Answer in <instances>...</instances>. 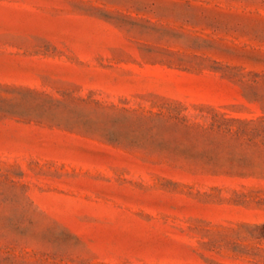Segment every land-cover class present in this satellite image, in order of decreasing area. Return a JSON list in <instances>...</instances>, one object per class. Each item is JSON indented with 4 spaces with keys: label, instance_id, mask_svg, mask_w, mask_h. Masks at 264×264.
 Returning a JSON list of instances; mask_svg holds the SVG:
<instances>
[{
    "label": "rangeland",
    "instance_id": "374dc122",
    "mask_svg": "<svg viewBox=\"0 0 264 264\" xmlns=\"http://www.w3.org/2000/svg\"><path fill=\"white\" fill-rule=\"evenodd\" d=\"M0 264H264V0H0Z\"/></svg>",
    "mask_w": 264,
    "mask_h": 264
}]
</instances>
